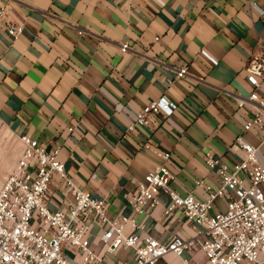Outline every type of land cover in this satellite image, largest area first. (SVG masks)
I'll return each mask as SVG.
<instances>
[{
    "label": "crops",
    "instance_id": "1",
    "mask_svg": "<svg viewBox=\"0 0 264 264\" xmlns=\"http://www.w3.org/2000/svg\"><path fill=\"white\" fill-rule=\"evenodd\" d=\"M2 7L0 134L19 144L8 170L0 167V187L22 152L21 135L28 134L49 150L60 148L66 170L108 201L110 217L135 219L126 231L167 241L196 230L180 211L165 213V194L157 208L143 215L133 210L128 198L148 172L166 164L177 191L204 198L196 181L219 186L206 155L237 161L241 152L232 146L239 135L259 147L264 164V133L243 131L253 111L239 106L253 89L246 67L264 55V0H0ZM10 23L24 27L15 40ZM181 67L187 74L177 77ZM161 98L178 105L173 114L152 115L148 126L130 130L142 108ZM166 152L168 160L161 156ZM65 199L54 178L51 207H66ZM225 209L217 199L214 210ZM103 229L93 224L88 233L98 253L105 249ZM183 257L210 264L199 249ZM131 261V250L122 248L107 264ZM156 264L183 262L168 253Z\"/></svg>",
    "mask_w": 264,
    "mask_h": 264
},
{
    "label": "built area",
    "instance_id": "2",
    "mask_svg": "<svg viewBox=\"0 0 264 264\" xmlns=\"http://www.w3.org/2000/svg\"><path fill=\"white\" fill-rule=\"evenodd\" d=\"M4 14L2 7L0 19ZM23 28L10 23L8 35L15 40ZM128 49L127 43L122 45L123 52ZM246 72L253 89L248 97L240 98L239 106L250 105L253 116L242 128L264 133V55H254ZM186 74V67L177 69V77ZM177 107L164 98L150 101L137 114L130 130L148 126L152 115L170 116ZM20 140L22 152L0 187V264H107V259L116 261L122 248L132 252V261L125 264H156L168 253L188 264L184 253L196 249L210 264H264V164L258 158L259 147L241 135L232 146L241 152L237 161L228 163L206 155L208 167L217 172L219 186L212 189L203 180L196 181L207 192L204 198L177 191L172 185L174 175L166 164L155 167L138 183L128 198L137 214L157 208L160 195L165 194L169 198L165 213L180 211L196 230L192 237L176 235L167 241L126 231V224L135 223V219L110 217L108 201L84 190L66 170L59 159L60 148L49 150L28 134L21 135ZM161 156L168 160L170 153ZM54 178L66 196V207L53 209L48 201ZM68 195L72 199L68 200ZM219 198L226 202L225 211L214 210ZM93 224L104 228L102 253L91 247L88 233ZM66 249L81 256L82 262L70 258Z\"/></svg>",
    "mask_w": 264,
    "mask_h": 264
},
{
    "label": "rangeland",
    "instance_id": "3",
    "mask_svg": "<svg viewBox=\"0 0 264 264\" xmlns=\"http://www.w3.org/2000/svg\"><path fill=\"white\" fill-rule=\"evenodd\" d=\"M18 144L8 135L0 134V167H5L8 170L12 161L18 156Z\"/></svg>",
    "mask_w": 264,
    "mask_h": 264
}]
</instances>
